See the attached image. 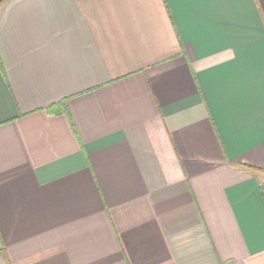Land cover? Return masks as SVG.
<instances>
[{
    "label": "crops",
    "instance_id": "0c3cea01",
    "mask_svg": "<svg viewBox=\"0 0 264 264\" xmlns=\"http://www.w3.org/2000/svg\"><path fill=\"white\" fill-rule=\"evenodd\" d=\"M0 264H264V0L0 2Z\"/></svg>",
    "mask_w": 264,
    "mask_h": 264
},
{
    "label": "trees",
    "instance_id": "16d2710c",
    "mask_svg": "<svg viewBox=\"0 0 264 264\" xmlns=\"http://www.w3.org/2000/svg\"><path fill=\"white\" fill-rule=\"evenodd\" d=\"M3 0H0V2H2Z\"/></svg>",
    "mask_w": 264,
    "mask_h": 264
}]
</instances>
